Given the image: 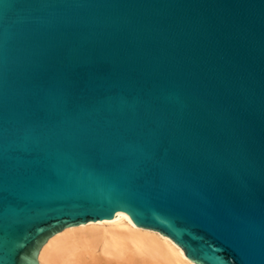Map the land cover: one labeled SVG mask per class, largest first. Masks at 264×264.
I'll return each mask as SVG.
<instances>
[{
  "label": "water",
  "instance_id": "1",
  "mask_svg": "<svg viewBox=\"0 0 264 264\" xmlns=\"http://www.w3.org/2000/svg\"><path fill=\"white\" fill-rule=\"evenodd\" d=\"M121 212L264 264V0H0V264Z\"/></svg>",
  "mask_w": 264,
  "mask_h": 264
},
{
  "label": "bare ground",
  "instance_id": "2",
  "mask_svg": "<svg viewBox=\"0 0 264 264\" xmlns=\"http://www.w3.org/2000/svg\"><path fill=\"white\" fill-rule=\"evenodd\" d=\"M40 264H198L160 231L135 226L124 213L69 226L43 246Z\"/></svg>",
  "mask_w": 264,
  "mask_h": 264
}]
</instances>
